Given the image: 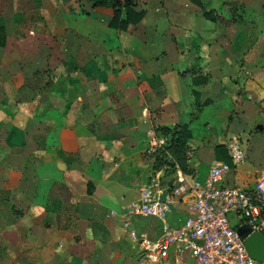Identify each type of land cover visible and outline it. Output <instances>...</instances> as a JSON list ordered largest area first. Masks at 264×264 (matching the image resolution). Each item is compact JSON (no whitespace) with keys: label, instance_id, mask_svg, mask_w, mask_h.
<instances>
[{"label":"crops","instance_id":"1","mask_svg":"<svg viewBox=\"0 0 264 264\" xmlns=\"http://www.w3.org/2000/svg\"><path fill=\"white\" fill-rule=\"evenodd\" d=\"M201 1L215 19L190 0H132L143 15L118 29L92 0H0V264H139L129 230L154 238L161 222L130 204L179 170L153 166L160 126H188L200 182L225 162L215 144L222 183L264 172V0ZM172 204L168 225L187 213Z\"/></svg>","mask_w":264,"mask_h":264},{"label":"built area","instance_id":"2","mask_svg":"<svg viewBox=\"0 0 264 264\" xmlns=\"http://www.w3.org/2000/svg\"><path fill=\"white\" fill-rule=\"evenodd\" d=\"M236 143L231 144V156L239 160L243 154ZM226 168L225 162L209 165L202 182L194 172H175L165 198L183 200L187 212L175 225L166 223L168 207L158 198L166 183L151 178L141 185L130 208L156 216L161 231L151 238L143 231L129 230L140 247L139 264H264L248 255L236 232L238 224L246 223L250 230L264 233V172L253 185L242 187L221 182ZM231 211L242 218L237 224L228 220Z\"/></svg>","mask_w":264,"mask_h":264},{"label":"trees","instance_id":"3","mask_svg":"<svg viewBox=\"0 0 264 264\" xmlns=\"http://www.w3.org/2000/svg\"><path fill=\"white\" fill-rule=\"evenodd\" d=\"M94 5H104L111 6L113 8L112 16L109 20V25L118 28L124 29L129 23L137 22L143 15V10H135L132 8V0H92ZM192 3L197 5L202 15L208 19H215L214 10L211 8H206L203 6L201 0H190ZM1 32V28H0ZM196 33L190 31L186 35V44H188L190 52L188 58L192 57L193 64L197 63V44L193 41V38L196 37ZM191 66V65H190ZM189 66V67H190ZM188 67V68H189ZM206 80L205 76H194L192 77V83H200ZM263 105L261 109L264 113V97L262 98ZM157 129V128H156ZM158 132L165 136L164 142L160 145H157L151 153L153 157V166L155 169L164 166L166 172L170 173L174 164L183 172L191 171V168L188 167L185 163L186 160V141L191 136V131L185 124H174L170 126H160L158 127ZM214 152L216 158H220L225 162L229 163V157L225 153V149L221 144H215Z\"/></svg>","mask_w":264,"mask_h":264},{"label":"water","instance_id":"4","mask_svg":"<svg viewBox=\"0 0 264 264\" xmlns=\"http://www.w3.org/2000/svg\"><path fill=\"white\" fill-rule=\"evenodd\" d=\"M171 180L166 181L165 188L158 194V198L163 201L168 209L174 210L175 207L172 202L165 198V194ZM236 232L242 238V243L248 255L255 260L264 262V233L259 230H250L246 223H241L236 226Z\"/></svg>","mask_w":264,"mask_h":264},{"label":"rangeland","instance_id":"5","mask_svg":"<svg viewBox=\"0 0 264 264\" xmlns=\"http://www.w3.org/2000/svg\"><path fill=\"white\" fill-rule=\"evenodd\" d=\"M264 5V4H263ZM264 7V6H263ZM264 23V19H260V25ZM264 25V24H263ZM251 149V146H249ZM245 149V148H244ZM252 151V149H251ZM264 151V150H263ZM246 153H249L247 150H245ZM260 158V157H259ZM262 165V164H261ZM228 220L230 222L231 225L237 224L242 218L241 216H237L235 212L231 211L228 212L227 214Z\"/></svg>","mask_w":264,"mask_h":264}]
</instances>
